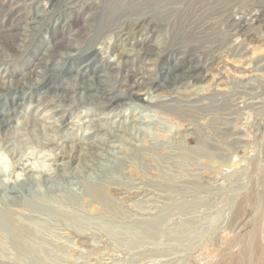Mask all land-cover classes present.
Wrapping results in <instances>:
<instances>
[{
  "label": "rangeland",
  "instance_id": "1",
  "mask_svg": "<svg viewBox=\"0 0 264 264\" xmlns=\"http://www.w3.org/2000/svg\"><path fill=\"white\" fill-rule=\"evenodd\" d=\"M0 85V210L39 248L0 226V264H243L264 237V0H0Z\"/></svg>",
  "mask_w": 264,
  "mask_h": 264
},
{
  "label": "bare ground",
  "instance_id": "2",
  "mask_svg": "<svg viewBox=\"0 0 264 264\" xmlns=\"http://www.w3.org/2000/svg\"><path fill=\"white\" fill-rule=\"evenodd\" d=\"M38 72L39 70L34 71L32 74H36ZM26 127H29V124H26ZM36 135L38 136L40 135V133ZM36 137H35V134L32 135V137L29 139V142H27V145L28 146L35 145L37 143ZM22 156H26V155L22 154ZM5 158H6L5 156L0 154V169L1 170L3 169L8 170L9 168L5 165ZM35 166L39 169H43L44 167L46 168V165L43 164L42 162L41 163L37 162ZM106 170H109V169L105 168V171ZM105 173L108 174L110 172L106 171ZM96 181H98V179L96 178L90 179L91 183H88L87 185V192L89 195H91V197H93L94 201L108 206L109 202L106 199V196L103 190L101 189L102 186L99 183H95ZM17 189H18L17 186H13L12 191L16 192ZM93 209L94 211L100 210L98 206H95ZM0 226L4 228L7 234L15 238L17 247H20L22 250H25V251H30V253L32 255L35 254L36 257L38 256L39 248L31 244V240L35 239V233L31 227L27 225L24 226V225L18 224V222L16 221V219L13 217V215L10 212L6 210H2V209L0 210ZM249 255L251 256L250 259L248 257ZM253 258L259 259V260H261V258H264V237H260L259 233L255 234L254 239L250 242V244L245 248V250L239 256V259L243 261V264H254Z\"/></svg>",
  "mask_w": 264,
  "mask_h": 264
}]
</instances>
